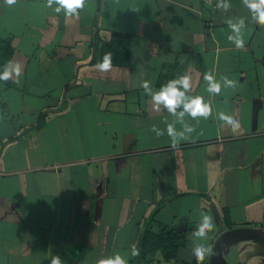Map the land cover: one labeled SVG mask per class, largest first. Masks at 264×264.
I'll return each mask as SVG.
<instances>
[{"label":"crops","instance_id":"1","mask_svg":"<svg viewBox=\"0 0 264 264\" xmlns=\"http://www.w3.org/2000/svg\"><path fill=\"white\" fill-rule=\"evenodd\" d=\"M217 2L87 0L68 18L46 0H0V40L21 66L0 80V264H97L115 253L137 264L142 232L162 228L187 246L152 264H196L201 213L215 225L201 264H264V25L242 0L228 12ZM227 18L245 19L243 49ZM115 33L130 36V64L101 72ZM206 72L236 87L210 95ZM185 73L212 115L186 117L196 130L174 148L164 123L174 118L152 111L140 84L158 90ZM221 111L238 133L221 127Z\"/></svg>","mask_w":264,"mask_h":264},{"label":"clouds","instance_id":"2","mask_svg":"<svg viewBox=\"0 0 264 264\" xmlns=\"http://www.w3.org/2000/svg\"><path fill=\"white\" fill-rule=\"evenodd\" d=\"M4 3L8 6H12L17 3V0H4ZM86 3L87 0H46V6L48 8L53 9L56 14L63 12L68 18H78L80 11L85 8ZM242 4L249 10L251 19L254 23L264 25V0H242ZM231 6L229 0H218L216 4V8L224 12H228ZM225 23L231 32L228 36V40L232 42L237 49H243L245 46V19L227 18ZM112 56V52L105 53L102 61L95 67L101 72H108L112 67ZM20 74V64L8 61L4 65V70L0 72V80L8 81L14 75L18 77ZM203 79L206 82V91L210 95H220L222 86L224 88L236 87V82L229 79L227 76H222L220 80H217L211 72H206ZM140 87L147 96L151 97L152 111L159 113L166 110L174 118L171 123L167 120L164 121L167 134L174 148L178 146L181 140L187 139L188 136L196 130L194 125H190L187 122L186 117H190L199 123L200 118L208 120L212 115L210 103L205 101L200 95L191 94L193 91L192 77L187 73L168 80L167 83L162 84L158 90H154L151 86V82L147 80L142 81ZM217 118L222 122V128H229L233 134L239 132L241 124L234 115L226 114L221 111L217 114ZM177 124L181 126V130H177ZM151 131L154 132L157 137L165 134L164 130L157 128L155 125L151 127ZM214 227L213 217L201 213L200 220L191 233L192 254L196 258L197 264H201L206 256L212 254V248L202 241H206L209 232H211ZM132 254L138 255L135 250H133ZM51 264H62L60 256H53ZM97 264H128V261L120 253H115L114 255L99 259Z\"/></svg>","mask_w":264,"mask_h":264},{"label":"trees","instance_id":"3","mask_svg":"<svg viewBox=\"0 0 264 264\" xmlns=\"http://www.w3.org/2000/svg\"><path fill=\"white\" fill-rule=\"evenodd\" d=\"M107 52H112V66H127L131 61L130 36L122 33H115L112 41L105 44L101 50V61ZM14 48L9 41L0 40V72L4 65L12 60ZM6 83L8 81H4ZM187 246V239L184 235L162 228L160 232L152 229H145L140 237L137 250V264H152L159 256L165 261H172L178 257L180 250ZM197 264V263H196Z\"/></svg>","mask_w":264,"mask_h":264}]
</instances>
